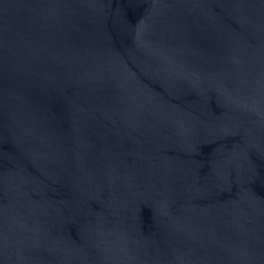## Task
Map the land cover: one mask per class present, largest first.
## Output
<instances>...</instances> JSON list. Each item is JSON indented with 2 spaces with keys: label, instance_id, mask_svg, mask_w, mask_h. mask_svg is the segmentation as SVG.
Here are the masks:
<instances>
[{
  "label": "water",
  "instance_id": "obj_1",
  "mask_svg": "<svg viewBox=\"0 0 264 264\" xmlns=\"http://www.w3.org/2000/svg\"><path fill=\"white\" fill-rule=\"evenodd\" d=\"M0 264H264V0H0Z\"/></svg>",
  "mask_w": 264,
  "mask_h": 264
}]
</instances>
